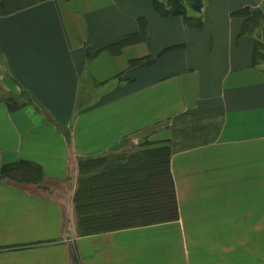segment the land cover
<instances>
[{
  "label": "crops",
  "instance_id": "obj_1",
  "mask_svg": "<svg viewBox=\"0 0 264 264\" xmlns=\"http://www.w3.org/2000/svg\"><path fill=\"white\" fill-rule=\"evenodd\" d=\"M200 1L0 0V264H264V0ZM217 112L213 139L177 147L176 118ZM147 141L173 148L176 220L79 235L65 198L1 176L67 182Z\"/></svg>",
  "mask_w": 264,
  "mask_h": 264
},
{
  "label": "trees",
  "instance_id": "obj_2",
  "mask_svg": "<svg viewBox=\"0 0 264 264\" xmlns=\"http://www.w3.org/2000/svg\"><path fill=\"white\" fill-rule=\"evenodd\" d=\"M37 1L23 4L21 0H3L2 11H16ZM186 2L193 10H201L200 0H154L155 8L164 15L187 16ZM261 17L264 18L263 15ZM194 23L191 25L199 26L200 20L197 18ZM261 23L264 25V21ZM243 30L252 33L254 27L247 24ZM257 38L255 63L261 65L264 42L260 36ZM145 63L134 61L131 67ZM9 106L15 107L10 102ZM167 143L159 142L160 146L155 147L153 145L158 144L147 141L133 152L88 158L79 162V187L74 198L79 235L178 219L179 210L171 172L173 148ZM1 176L22 183L37 182L44 178L38 165L26 161L5 166Z\"/></svg>",
  "mask_w": 264,
  "mask_h": 264
},
{
  "label": "rangeland",
  "instance_id": "obj_3",
  "mask_svg": "<svg viewBox=\"0 0 264 264\" xmlns=\"http://www.w3.org/2000/svg\"><path fill=\"white\" fill-rule=\"evenodd\" d=\"M33 1L37 0H21L23 4L26 2L29 3ZM259 36L262 42H264V33H260ZM261 65L264 68V58L262 59ZM219 113L220 112H217L214 115L216 118L214 117V121L210 123L206 121L208 117L203 118L200 115H184L179 118H176L174 124L177 127L175 129L174 135L175 139L177 140V147H185L197 141H203L211 138L213 139V137L215 136V132L218 129V121L220 117ZM78 181L79 173L77 176L73 175L67 182L47 180L44 177L42 180L37 182L17 183L28 185L35 189L47 190L56 198H65L71 207V215H73L72 217L74 223L76 225V228L78 229V217L76 215L74 203L75 193L79 187Z\"/></svg>",
  "mask_w": 264,
  "mask_h": 264
}]
</instances>
